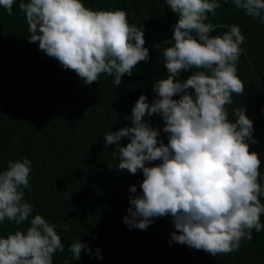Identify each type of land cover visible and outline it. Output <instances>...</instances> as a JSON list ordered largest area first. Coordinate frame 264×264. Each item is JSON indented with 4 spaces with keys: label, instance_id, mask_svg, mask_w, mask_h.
<instances>
[{
    "label": "clouds",
    "instance_id": "9594fccd",
    "mask_svg": "<svg viewBox=\"0 0 264 264\" xmlns=\"http://www.w3.org/2000/svg\"><path fill=\"white\" fill-rule=\"evenodd\" d=\"M15 2L0 0V6L11 16ZM166 3L178 16L171 46L155 45L162 51L167 78L154 82L151 103L140 96L127 118L131 127L104 135L106 147L116 145L111 153L119 161L115 168L143 173L142 194L129 196V215L123 222L146 231L153 218L170 216L176 229L172 241L213 257L227 255L238 251L242 240L251 241L253 230L264 231L261 159L250 151L251 144L259 143L253 139V121L245 107H237L232 122L227 108L233 94L245 91L237 74L245 37L235 24L225 25L229 30L222 35H211L218 26L206 22L207 13L215 16L221 7L218 0ZM231 3L264 22V0ZM19 9L29 26V43L38 44L41 52L74 71L86 85L107 74L119 87L122 77H131L133 69L150 58L144 31L129 23L124 10H93L83 0H19ZM192 69L196 71L186 81L179 79ZM155 115L164 122L167 143L146 119ZM124 138L130 142L120 146ZM154 162L159 163L152 166ZM31 169V160L24 157L9 161L0 172V223L30 224L26 231L0 238V264H53L54 255L65 251L56 228L67 232L70 227L33 216V206L25 199ZM130 191L137 193V187ZM84 250L91 252L81 240L68 247L75 261Z\"/></svg>",
    "mask_w": 264,
    "mask_h": 264
},
{
    "label": "trees",
    "instance_id": "16d2710c",
    "mask_svg": "<svg viewBox=\"0 0 264 264\" xmlns=\"http://www.w3.org/2000/svg\"><path fill=\"white\" fill-rule=\"evenodd\" d=\"M83 2L93 10H124L129 23L145 33L150 58L140 62L131 77H122L119 87L107 74H101L98 82L84 84L74 71L41 52L38 44L29 43V26L19 0L11 16L0 6V172L9 161L31 160L29 187L24 191L33 216L70 227L67 232L56 228L65 251L54 255L53 264H264V231L253 230V239L242 240L238 251L213 257L172 241L176 229L170 216L153 218L146 231L130 229L123 222L129 215V196L142 194L143 173L132 175L115 168L119 161L111 153L116 145L106 147L104 135L132 126L127 118L141 95L148 103L154 100V82L167 78L162 51L155 45L171 46L178 16L166 0ZM218 2L221 7L215 16L207 13L206 22L218 26L211 35H222L229 30L225 25L235 24L245 37L237 71L245 91L233 94L234 102L227 106L229 119L234 122L233 109L245 107L253 121V139L259 143L251 144L250 151L260 155L264 185V22L248 17L231 0ZM195 71L183 72L179 79L186 81ZM146 119L161 130L159 138L167 143L162 118ZM129 142L124 138L120 146ZM132 186L137 193H131ZM28 227V221L17 226L5 220L0 223V238ZM76 240L91 249L82 251L78 261L68 251Z\"/></svg>",
    "mask_w": 264,
    "mask_h": 264
}]
</instances>
